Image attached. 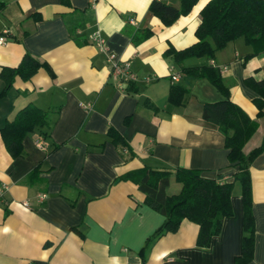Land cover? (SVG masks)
<instances>
[{
  "label": "crops",
  "instance_id": "1",
  "mask_svg": "<svg viewBox=\"0 0 264 264\" xmlns=\"http://www.w3.org/2000/svg\"><path fill=\"white\" fill-rule=\"evenodd\" d=\"M152 1L0 0L5 4L0 72L17 67L24 54L44 64L27 81L15 77L0 95V130L27 106L46 114L44 126L22 137L16 157L0 134V264H236L241 256L243 206L237 184L232 215L209 246L200 247L198 225L188 220L175 233L151 241L164 217L147 205L134 182L121 179L142 168L168 170L167 194H175L180 189L175 169L198 170L206 179L225 182L236 171L224 135L202 118L203 104L223 100V94L207 78L181 73L164 54L196 42L199 10L209 0H197L167 26L150 13ZM162 1L180 5V0ZM94 32L120 61L129 62L136 81L117 88L106 56L90 42ZM251 53L236 39L212 59L182 62L216 68L229 102L256 121L245 154L264 137V116L256 117L253 103L264 81V52ZM2 86L0 81V92ZM173 86L186 90L181 105L168 101ZM247 173L254 223L247 264H264V153Z\"/></svg>",
  "mask_w": 264,
  "mask_h": 264
},
{
  "label": "trees",
  "instance_id": "2",
  "mask_svg": "<svg viewBox=\"0 0 264 264\" xmlns=\"http://www.w3.org/2000/svg\"><path fill=\"white\" fill-rule=\"evenodd\" d=\"M197 0H180L179 7H174L162 0H153L149 10L164 25H171L179 16L186 15ZM5 7L0 2V11ZM200 23L195 30L196 42L187 49L174 51L168 49L165 56L180 65L183 74L207 78L224 96L223 100L205 103L202 106L204 121L215 125L225 137V149L230 167L236 171L231 181L211 180L202 177L200 171L175 169L174 179L180 185L175 194H167L171 172L142 168L129 176L138 191L145 196V202L154 211L164 217L162 226L153 234L154 241L166 233H175L183 220L198 225L196 245L209 246V242L221 230L223 220L232 215L231 195L233 187H240L243 206V237L241 256L236 264H247L252 260L254 223L251 214V187L248 167L253 160L264 153V137L259 146L249 153L243 152V146L253 135L256 121L236 104L229 102L228 91L219 76L218 70L212 66L202 68L184 67L182 62L187 57H205L212 59L215 53L223 49L229 42L242 39L252 48L250 55L264 52V0H209L199 10ZM44 64L29 54H24L17 67L2 68L0 81L4 96L12 87L15 77L23 81L29 80ZM259 97L253 100L257 108L256 117L264 116V81L259 82ZM186 90L178 86L171 87L168 101L171 105L183 103ZM46 124V114L36 107H25L17 113L15 119L6 122L0 130L2 142L7 152L16 157L20 154L22 137L36 127ZM114 137L116 145L124 146L121 137Z\"/></svg>",
  "mask_w": 264,
  "mask_h": 264
},
{
  "label": "built area",
  "instance_id": "3",
  "mask_svg": "<svg viewBox=\"0 0 264 264\" xmlns=\"http://www.w3.org/2000/svg\"><path fill=\"white\" fill-rule=\"evenodd\" d=\"M94 3L96 0H90ZM90 42H92L97 49L106 56V60L111 68V76H113L116 80L117 88L121 89L123 82H134L137 80V76L130 70V64L126 61H120L116 55L109 50L106 45L105 39L100 35L99 32H94L90 36ZM5 41L4 37H0V43ZM179 75L173 74L171 75L172 81H177ZM148 81V78L146 79ZM44 196H39V200H41Z\"/></svg>",
  "mask_w": 264,
  "mask_h": 264
}]
</instances>
